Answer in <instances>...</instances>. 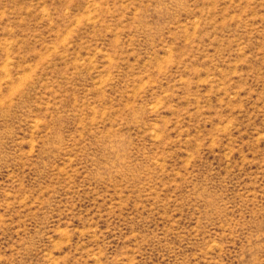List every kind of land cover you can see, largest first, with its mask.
<instances>
[{
    "label": "rangeland",
    "instance_id": "374dc122",
    "mask_svg": "<svg viewBox=\"0 0 264 264\" xmlns=\"http://www.w3.org/2000/svg\"><path fill=\"white\" fill-rule=\"evenodd\" d=\"M0 264H264V0H0Z\"/></svg>",
    "mask_w": 264,
    "mask_h": 264
}]
</instances>
